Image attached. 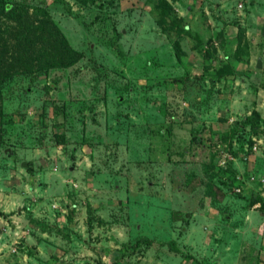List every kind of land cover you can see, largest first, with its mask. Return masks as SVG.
<instances>
[{
  "label": "rangeland",
  "instance_id": "374dc122",
  "mask_svg": "<svg viewBox=\"0 0 264 264\" xmlns=\"http://www.w3.org/2000/svg\"><path fill=\"white\" fill-rule=\"evenodd\" d=\"M6 2L80 58L0 76V264H264V0Z\"/></svg>",
  "mask_w": 264,
  "mask_h": 264
},
{
  "label": "trees",
  "instance_id": "16d2710c",
  "mask_svg": "<svg viewBox=\"0 0 264 264\" xmlns=\"http://www.w3.org/2000/svg\"><path fill=\"white\" fill-rule=\"evenodd\" d=\"M75 1L84 3L90 0ZM0 10L15 18L20 26L19 29L14 25L8 32L0 29V76L27 72L36 67H66L80 58V53L67 44L44 8L34 6L28 12L17 3L6 2ZM10 37H14L15 42L8 40ZM206 59L209 61V55ZM226 72H229L227 65L215 69L217 75Z\"/></svg>",
  "mask_w": 264,
  "mask_h": 264
},
{
  "label": "crops",
  "instance_id": "0c3cea01",
  "mask_svg": "<svg viewBox=\"0 0 264 264\" xmlns=\"http://www.w3.org/2000/svg\"><path fill=\"white\" fill-rule=\"evenodd\" d=\"M4 234L5 233H0V240L2 237H4ZM42 245H43V243L41 240L36 241L35 244L31 247V249L33 251V254H32L33 257L29 258L30 256L26 255V258L28 257L29 259H28V262L25 261V263H23V264H39L42 260L44 261V264H49V258H48V260H44L41 255H38L40 253L43 254L42 251L39 249ZM35 249H37V250H35ZM1 260L2 259H0V261Z\"/></svg>",
  "mask_w": 264,
  "mask_h": 264
},
{
  "label": "water",
  "instance_id": "95a60500",
  "mask_svg": "<svg viewBox=\"0 0 264 264\" xmlns=\"http://www.w3.org/2000/svg\"><path fill=\"white\" fill-rule=\"evenodd\" d=\"M256 67H259L260 66V63H259V61L257 60V62H256V65H255Z\"/></svg>",
  "mask_w": 264,
  "mask_h": 264
}]
</instances>
